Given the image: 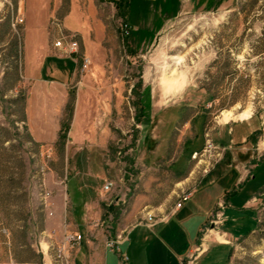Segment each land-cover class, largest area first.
Instances as JSON below:
<instances>
[{"label":"rangeland","instance_id":"obj_1","mask_svg":"<svg viewBox=\"0 0 264 264\" xmlns=\"http://www.w3.org/2000/svg\"><path fill=\"white\" fill-rule=\"evenodd\" d=\"M126 2L122 15L119 0H0V229L20 246L47 240L45 221L52 217L42 196L44 189L50 191L45 179L59 181L62 192L70 180L99 190L105 182L113 183L110 192L96 194L97 217L104 235L124 238V232L116 233L117 225L136 201L147 202L146 196L136 200V194L168 193L169 166L185 146L201 152L211 141L235 148L227 129L248 117L252 127H260L258 141L264 142V0ZM57 21L65 27L62 33L75 35L78 43L82 22L89 31L91 118L86 123L99 132L105 147H68L81 78L76 72L70 81L75 59L51 52L59 34ZM46 49L49 55L42 53ZM165 80L174 83L169 87ZM69 81L70 94L59 111L51 91ZM56 128L58 136L65 133L63 144L36 143L30 136L31 129L47 138ZM233 150L222 154L221 163L229 158L232 166L239 164L241 153ZM195 160L210 169L206 158ZM152 165L157 167L156 183L148 168ZM231 175L217 181L219 190H234ZM262 184L264 159L229 199L232 210H220L206 250L193 264H224L228 248L218 241L253 229L255 210L256 229L238 240L227 264H264V193L249 204L253 189ZM69 207L67 197L64 219L73 224L69 230L77 231L84 221L69 215ZM189 209L168 220L174 227L183 225L176 236L182 248L191 247L204 222L203 213ZM173 211L174 206L158 217L150 215L152 222L149 214L144 220L133 216L127 228L136 223L152 228ZM215 221L216 214L209 225ZM168 248L177 250L169 243Z\"/></svg>","mask_w":264,"mask_h":264},{"label":"crops","instance_id":"obj_2","mask_svg":"<svg viewBox=\"0 0 264 264\" xmlns=\"http://www.w3.org/2000/svg\"><path fill=\"white\" fill-rule=\"evenodd\" d=\"M60 23L62 24L63 30H65L63 23ZM81 24L79 51L90 60L89 31L83 22ZM47 50L48 49L42 53L49 55V53L46 52ZM51 52L54 53L55 50L52 48ZM55 54L62 55L59 54V51H56ZM74 59L75 61L70 71V81L76 77L78 67V60L77 58ZM41 71L42 67L40 66V72ZM46 71L49 73L48 68H46ZM70 81L59 85L57 89H52L51 91L53 95L56 96V103L60 106H58L59 111L62 110L67 101L68 94H70L67 89ZM74 102L75 112L72 118L71 128L68 130L69 132L66 137L68 147L74 146L77 149L84 147L88 151L96 147H105V142L99 136V132L87 126L86 123V121H90L91 118L90 65L86 74L81 78L80 84L77 86ZM26 103L28 105V101H26ZM27 107L28 106H26V119ZM60 115V112H58L57 117L60 118ZM249 118L250 117L239 120V122L233 123L227 129L230 134L229 143L234 145L235 148L229 144L227 146L220 145L219 147L213 144L217 148L222 149L224 151L223 153L230 149L240 152L241 154L236 156L239 163L237 166H232V159L229 158L221 163L222 156L220 161L210 164V169H203V167H205L203 165L205 161H198L197 163L195 159H191V155L197 152L199 148L193 149L190 146H185L180 151L177 161L169 166L168 172L172 178L170 182L172 186L168 193L161 195L162 193L158 191L157 196L156 193L153 192L149 195H143V191L140 190V193L136 194V200L146 196L145 200L147 202L139 204L138 201H136L135 207H132L130 212H128L120 224L117 225L115 229L116 233L124 232V240L118 247V251L106 249V242L115 237H108V235L103 234V222L100 223L99 217H97L100 212L95 201L96 196L98 194L103 195L107 193L103 191V186L100 190L91 186L90 189H87L85 185L70 180L66 183L64 192H62L59 181L52 178L45 179L47 188L51 192L49 200L52 205L46 208L52 217L45 221V226L47 227L46 231L48 232L47 240H41L37 246L30 243H24L23 246H20L13 237L10 238L9 235H6L4 231L0 229V264H4L10 259L17 264H53L54 244L59 241L66 232H77L82 235V240L73 253V264H180L183 259L193 253L196 248L200 247L202 251L196 257L198 258L205 252L207 246L205 245V241L213 231L211 225L214 224L209 225L211 217L215 214H219L221 209L227 208V212L232 210L230 200L235 197L236 193L239 192L248 180L253 178V171L263 162L264 142H259L257 135L260 127H252L249 123L250 121H248ZM228 123L230 122H222L223 125H227ZM56 129H54L53 132H51V136L47 138H45V136L44 138L43 136H39L31 129L29 131L32 140L36 143H54L57 141L58 136V129ZM105 132L106 130L103 129V136ZM97 136H99V139ZM148 168L152 175L151 180H154V182L159 181L157 167L152 165ZM227 173L232 174V177H230L233 181L231 189L234 190L231 193H229L230 190H219L217 187V181L226 178ZM141 178L142 177L139 178V181L143 182ZM144 183L148 184L149 182ZM69 185L71 191L69 190ZM113 188L114 184L111 190H113ZM189 190H191L190 199L185 202L180 209L171 212L172 214L169 215L163 223L157 224L152 228H148L144 223H136L127 228V222L131 221V217L133 216L140 215L144 220L147 214L158 217L163 213H167L173 208V201H176L181 193ZM263 192L264 184L255 190L253 189V193L249 197V204H255L257 198L262 195ZM67 197L70 201L69 215L80 220L83 219L84 221V224L77 226L80 228L77 231L69 230L73 227V224H67L64 219L66 215L65 201ZM186 204H191L188 205L187 211L185 210ZM189 208L196 210V212L203 213L204 222L199 224L196 238L191 247L189 248L187 246L186 248H182L180 247V241H178L179 238H176V236L178 231L179 237V232L182 231L184 227L183 225L174 227L168 220L174 214L182 211H185V213L189 212ZM112 209L111 205L108 207L107 212ZM111 213L112 211L109 212V214ZM254 222L255 227L246 231L240 237L230 239V241H218L220 244H225L228 248L227 258L224 264H227L230 254L238 240L256 229V210L254 211ZM110 233L108 232V234ZM168 243L172 245V248H177V250H170V248H168ZM18 249L22 251V257L19 256ZM123 256L127 258L125 263H122L121 260Z\"/></svg>","mask_w":264,"mask_h":264},{"label":"built area","instance_id":"obj_3","mask_svg":"<svg viewBox=\"0 0 264 264\" xmlns=\"http://www.w3.org/2000/svg\"><path fill=\"white\" fill-rule=\"evenodd\" d=\"M22 22L21 20L19 21ZM56 28L58 29L57 37H55L52 42V48L55 51H59L60 54L66 57H70L71 55H75V58H78L79 61V67L77 70L78 75L80 78H82L86 72L88 71L90 60L79 51V43L76 39L75 35L67 36L62 33L63 27L62 24L57 21L55 24ZM223 150L217 148L214 146L211 141H207L204 149L201 152H195L192 154V159L196 158H206V161H208V165L210 166L211 158H213L212 162H218L222 158ZM47 169L46 166L41 167L40 173L43 175L44 171ZM42 185L44 186V182H42ZM113 187V184L111 182H106L103 186L104 192H109ZM43 200H44V206L47 208L48 206H51L50 203V196L51 192L46 191V189L43 190L42 193ZM191 197V192H186L181 195V197L178 199L176 204L174 205V210L180 209L185 202H187ZM148 222H152V216L148 215L147 217ZM219 214H216V221L214 222V225L218 224ZM82 240V235L77 232H66L64 233V236L57 241L54 244L53 247V264H73V253L77 246L80 244ZM124 238L122 236H117L114 239H111L106 242V249L110 251H118V247L122 244ZM202 249L196 248L193 253H191L188 257L183 259L180 264H193L194 260L200 254ZM122 263H125L127 261L126 257L121 258ZM4 264H17L15 261L10 259L7 263Z\"/></svg>","mask_w":264,"mask_h":264},{"label":"trees","instance_id":"obj_4","mask_svg":"<svg viewBox=\"0 0 264 264\" xmlns=\"http://www.w3.org/2000/svg\"><path fill=\"white\" fill-rule=\"evenodd\" d=\"M127 0H119V3L117 4V6L120 8V13L122 14V15H124V11H122L125 7H127V2H126ZM121 5V6H120ZM121 8H122V10H121ZM143 114V111L140 113V115H142ZM68 127H67V125H65V130L63 131V132H65V131H67L68 129H67ZM62 131L59 133V136H58V140H57V143H61V144H63L64 142H65V133H63ZM264 193V192H263ZM249 233H247L245 236H247Z\"/></svg>","mask_w":264,"mask_h":264},{"label":"bare ground","instance_id":"obj_5","mask_svg":"<svg viewBox=\"0 0 264 264\" xmlns=\"http://www.w3.org/2000/svg\"><path fill=\"white\" fill-rule=\"evenodd\" d=\"M174 80H165V85L170 87V84H173Z\"/></svg>","mask_w":264,"mask_h":264},{"label":"water","instance_id":"obj_6","mask_svg":"<svg viewBox=\"0 0 264 264\" xmlns=\"http://www.w3.org/2000/svg\"><path fill=\"white\" fill-rule=\"evenodd\" d=\"M70 57H71L72 59H74V58H75V55H71Z\"/></svg>","mask_w":264,"mask_h":264}]
</instances>
